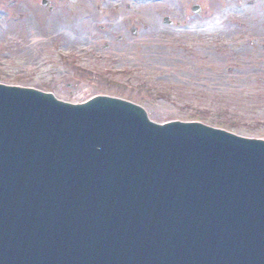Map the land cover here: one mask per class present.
<instances>
[{
    "label": "water",
    "instance_id": "water-1",
    "mask_svg": "<svg viewBox=\"0 0 264 264\" xmlns=\"http://www.w3.org/2000/svg\"><path fill=\"white\" fill-rule=\"evenodd\" d=\"M0 264H264V141L0 84Z\"/></svg>",
    "mask_w": 264,
    "mask_h": 264
},
{
    "label": "rangeland",
    "instance_id": "rangeland-1",
    "mask_svg": "<svg viewBox=\"0 0 264 264\" xmlns=\"http://www.w3.org/2000/svg\"><path fill=\"white\" fill-rule=\"evenodd\" d=\"M41 1L0 0V84L74 105L119 98L155 124L221 122L264 137V0H121L131 6L124 23L96 12L111 0ZM100 40L114 59L89 56Z\"/></svg>",
    "mask_w": 264,
    "mask_h": 264
},
{
    "label": "flooded vegetation",
    "instance_id": "flooded-vegetation-1",
    "mask_svg": "<svg viewBox=\"0 0 264 264\" xmlns=\"http://www.w3.org/2000/svg\"><path fill=\"white\" fill-rule=\"evenodd\" d=\"M143 4L150 3L151 1H140ZM156 3V2H153ZM197 5V4H196ZM199 6V5H198ZM201 10V9H200ZM82 14L78 15L79 21L86 20V16L84 14V9L81 11ZM96 12L100 15V17L104 18L107 22H116V23H124L130 21L132 18L131 14V6L130 4H125L121 0H111V2H103L102 4L98 3L96 6ZM98 15V17H99ZM82 18V20L80 19ZM118 41H122V37H117ZM103 46V48H99V46ZM111 45L107 40H100L98 44L93 45L90 49V54L93 55H101L105 57H111L114 59L112 55L107 53L108 47ZM86 48V46H84ZM83 49V47L81 48Z\"/></svg>",
    "mask_w": 264,
    "mask_h": 264
},
{
    "label": "trees",
    "instance_id": "trees-1",
    "mask_svg": "<svg viewBox=\"0 0 264 264\" xmlns=\"http://www.w3.org/2000/svg\"><path fill=\"white\" fill-rule=\"evenodd\" d=\"M210 124L215 125V126H217L219 128H223V129H227V130H232V127H229L227 125H224L221 122H211Z\"/></svg>",
    "mask_w": 264,
    "mask_h": 264
}]
</instances>
